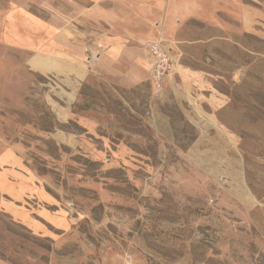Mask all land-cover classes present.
Listing matches in <instances>:
<instances>
[{"label": "rangeland", "instance_id": "rangeland-1", "mask_svg": "<svg viewBox=\"0 0 264 264\" xmlns=\"http://www.w3.org/2000/svg\"><path fill=\"white\" fill-rule=\"evenodd\" d=\"M75 3L0 0V264H264V0L149 10L106 59ZM72 45L73 85L26 65Z\"/></svg>", "mask_w": 264, "mask_h": 264}, {"label": "crops", "instance_id": "crops-1", "mask_svg": "<svg viewBox=\"0 0 264 264\" xmlns=\"http://www.w3.org/2000/svg\"><path fill=\"white\" fill-rule=\"evenodd\" d=\"M76 7L75 0H63ZM84 2L86 14L90 15L94 22L105 24V39L101 44L105 47V59L113 54V47L121 40L116 31L117 27L125 24L127 20L139 17L147 18L149 10L162 11L169 16H181L196 14L198 9L209 6L215 7L219 0H81ZM209 4V5H208ZM97 17V18H96ZM115 33V35H114ZM8 41V38L5 35ZM154 40V39H152ZM149 40V41H152ZM100 45V44H99ZM101 46V45H100ZM78 45L68 47L69 52H41L36 51L33 57L26 60L27 67L38 73L51 75L69 74L72 85L76 77L88 75L94 70V65H101L102 54L97 55L96 60L82 63V48ZM85 48V47H84ZM56 52V53H54ZM89 69V70H88ZM148 69V67H147ZM149 71V70H148ZM81 76V77H82Z\"/></svg>", "mask_w": 264, "mask_h": 264}, {"label": "built area", "instance_id": "built-area-1", "mask_svg": "<svg viewBox=\"0 0 264 264\" xmlns=\"http://www.w3.org/2000/svg\"><path fill=\"white\" fill-rule=\"evenodd\" d=\"M97 47H101L99 44ZM147 67L152 83L157 91L161 90L164 81L173 69V59L160 39L148 41L146 44Z\"/></svg>", "mask_w": 264, "mask_h": 264}]
</instances>
